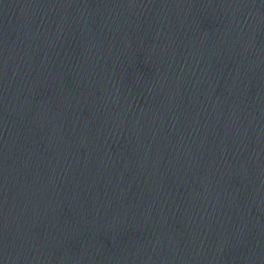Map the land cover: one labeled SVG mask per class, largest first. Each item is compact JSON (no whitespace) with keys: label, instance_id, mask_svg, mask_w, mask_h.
<instances>
[{"label":"water","instance_id":"obj_1","mask_svg":"<svg viewBox=\"0 0 264 264\" xmlns=\"http://www.w3.org/2000/svg\"><path fill=\"white\" fill-rule=\"evenodd\" d=\"M0 264H55L46 127L22 0H0Z\"/></svg>","mask_w":264,"mask_h":264}]
</instances>
